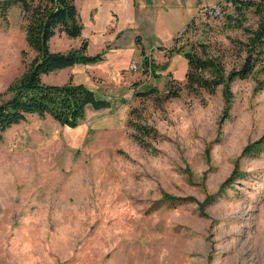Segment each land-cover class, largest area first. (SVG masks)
<instances>
[{"label":"rangeland","instance_id":"obj_1","mask_svg":"<svg viewBox=\"0 0 264 264\" xmlns=\"http://www.w3.org/2000/svg\"><path fill=\"white\" fill-rule=\"evenodd\" d=\"M218 1H158L154 33L131 25L102 58L42 75L82 81L110 105L86 106L74 127L33 113L3 131L0 264H264V148H254L264 72L235 78L228 95L221 85L195 94L183 86L186 57L168 54L196 14L177 45L218 55L226 70L239 64L243 27L258 16L228 1L214 17L198 14ZM25 22L16 4L0 16V101L35 55ZM177 84L179 94L164 97Z\"/></svg>","mask_w":264,"mask_h":264},{"label":"trees","instance_id":"obj_2","mask_svg":"<svg viewBox=\"0 0 264 264\" xmlns=\"http://www.w3.org/2000/svg\"><path fill=\"white\" fill-rule=\"evenodd\" d=\"M223 1L230 2L240 11L244 7H252L258 16L257 23L254 27H243L247 33L246 40L241 41L244 54L237 66L226 70L218 55L213 56L208 51L198 54L193 47L186 49L183 45H177L192 26L196 16L194 15L168 47L169 55L178 51L187 59L183 86L188 92L200 94L205 90L213 93L221 85L228 95V86L235 78H245L256 71L264 72V0H219L217 3L222 4ZM15 4L20 7L26 20L25 41L34 50L35 55L24 71L10 84L11 94L0 101V138L3 131L26 119L28 114H49L60 124L74 127L84 117L86 106H109V99L96 97L94 91L82 81L74 82L69 77L62 83H48L42 79L43 74L51 71L102 58L101 52H86L85 38H82L78 46H71L66 50H52L49 46V39L56 32L63 31L70 37L81 34L83 24L75 0H0V16L5 18L9 7ZM138 39L139 36L136 35V41ZM141 53H144L143 47ZM142 60L146 69L151 67V62L145 56ZM262 85L259 84L258 87H264ZM180 89V84L172 88L169 86L164 97L176 96ZM149 91L150 89L145 93ZM132 125L140 134L149 135L150 130L141 122L134 121ZM137 137L140 138L141 135ZM255 143H260L254 147L256 151L264 148V134Z\"/></svg>","mask_w":264,"mask_h":264},{"label":"crops","instance_id":"obj_3","mask_svg":"<svg viewBox=\"0 0 264 264\" xmlns=\"http://www.w3.org/2000/svg\"><path fill=\"white\" fill-rule=\"evenodd\" d=\"M158 1L160 4H163L166 0H75L83 24L81 34L76 37H70L63 31L56 32L49 39V44L52 41L54 44L55 38L61 36L56 46L53 45V50H66L71 46H78L82 38L87 40V53L102 52V50L107 49L110 45L117 48L122 45L121 41L118 40V36L122 29L126 27L131 25L140 28L148 27L154 33L156 20L159 15V8L156 5ZM103 18L106 20H103ZM144 20H147V22ZM136 43L146 50L143 44H141L140 37ZM157 46L168 45L156 43L155 47ZM73 65L49 73L68 76L69 69L72 70L70 67ZM121 70L128 69L122 68ZM51 82L62 83L64 81Z\"/></svg>","mask_w":264,"mask_h":264},{"label":"built area","instance_id":"obj_4","mask_svg":"<svg viewBox=\"0 0 264 264\" xmlns=\"http://www.w3.org/2000/svg\"><path fill=\"white\" fill-rule=\"evenodd\" d=\"M222 7V4L220 3H215L213 5H206V6H202L199 9V13L203 16H206L208 18L214 17L217 15V13L220 11ZM131 69L135 70L136 69V64H130Z\"/></svg>","mask_w":264,"mask_h":264}]
</instances>
